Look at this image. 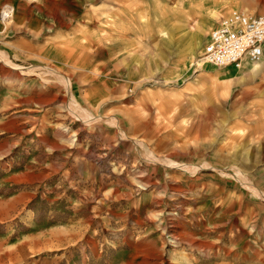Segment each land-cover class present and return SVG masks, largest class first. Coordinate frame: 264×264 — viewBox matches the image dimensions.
I'll list each match as a JSON object with an SVG mask.
<instances>
[{"label":"rangeland","instance_id":"rangeland-1","mask_svg":"<svg viewBox=\"0 0 264 264\" xmlns=\"http://www.w3.org/2000/svg\"><path fill=\"white\" fill-rule=\"evenodd\" d=\"M234 10L0 0V264H264V58L198 68Z\"/></svg>","mask_w":264,"mask_h":264},{"label":"built area","instance_id":"built-area-1","mask_svg":"<svg viewBox=\"0 0 264 264\" xmlns=\"http://www.w3.org/2000/svg\"><path fill=\"white\" fill-rule=\"evenodd\" d=\"M13 11L2 13L5 22ZM203 58L216 68L242 69L264 58V14L234 10L224 16L211 31Z\"/></svg>","mask_w":264,"mask_h":264},{"label":"bare ground","instance_id":"bare-ground-1","mask_svg":"<svg viewBox=\"0 0 264 264\" xmlns=\"http://www.w3.org/2000/svg\"><path fill=\"white\" fill-rule=\"evenodd\" d=\"M6 8H8V7H6ZM9 9V8H8ZM5 10V9H4ZM11 10V9H10ZM206 66H210L206 61H205V59L204 58H202V59H200L199 60V62H198V68L199 69H204ZM215 68V67H214ZM88 114V113H87Z\"/></svg>","mask_w":264,"mask_h":264},{"label":"crops","instance_id":"crops-1","mask_svg":"<svg viewBox=\"0 0 264 264\" xmlns=\"http://www.w3.org/2000/svg\"><path fill=\"white\" fill-rule=\"evenodd\" d=\"M208 67H210V66H206L205 68H208ZM231 68H232V67H231ZM222 70H223V71H222L223 73H227V72L230 71V68H228V67H227V68H222Z\"/></svg>","mask_w":264,"mask_h":264}]
</instances>
